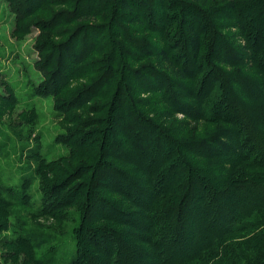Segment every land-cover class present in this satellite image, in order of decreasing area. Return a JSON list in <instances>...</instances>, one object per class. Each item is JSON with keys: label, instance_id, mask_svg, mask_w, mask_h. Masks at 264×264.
Returning a JSON list of instances; mask_svg holds the SVG:
<instances>
[{"label": "rangeland", "instance_id": "374dc122", "mask_svg": "<svg viewBox=\"0 0 264 264\" xmlns=\"http://www.w3.org/2000/svg\"><path fill=\"white\" fill-rule=\"evenodd\" d=\"M115 1L0 0V264H90L87 258L96 255L92 243L98 231L125 229L95 207L99 197L122 211L136 208L106 177L108 169L120 168L144 185L132 131L148 135L156 151L168 152L167 163L178 168L180 187L172 194L178 207L190 183L197 184L198 192L190 190L194 199L210 189L224 190L223 199H228L232 180L264 179L263 167L248 160L237 163L239 157L223 147L214 148L224 154L195 151L200 149L197 143L228 140L232 125L198 117L203 108L193 104L189 86L176 85L187 82L191 88L203 77L207 61L231 78L237 73L257 77L249 68L219 60L249 63L254 33L264 28L262 2L239 0L237 10H231L230 0H162L158 10L163 18L158 19L155 1L129 0L144 19L129 23ZM164 19L172 23L168 37H163V31L169 32ZM190 21L193 29L205 33L201 69L179 78L171 59L161 64L152 53L156 45L185 52L182 37L174 35L180 28L186 33ZM158 73L166 79L159 88ZM168 86L174 98L164 93ZM171 100L189 103L195 111L188 114ZM123 148L131 149L124 157L134 163L117 158ZM184 210L183 215L189 205ZM75 230L83 236L80 246Z\"/></svg>", "mask_w": 264, "mask_h": 264}, {"label": "trees", "instance_id": "16d2710c", "mask_svg": "<svg viewBox=\"0 0 264 264\" xmlns=\"http://www.w3.org/2000/svg\"><path fill=\"white\" fill-rule=\"evenodd\" d=\"M152 1H155L157 5L156 18H163L158 10L161 6L163 7L162 0ZM260 1L264 9V0ZM236 2L239 0L228 1L229 9L237 10ZM115 4L126 14L129 23L144 21L136 14L129 0H116ZM142 13L145 15V11ZM146 18L149 19V17ZM162 22L164 28L169 30L167 33L163 31V37L164 35L168 37L173 30L170 29L172 23L167 25L165 19ZM145 24L153 26L152 20L146 19ZM191 24L190 21V25L186 27V33H183L180 28L174 35L176 38L182 37L185 52L173 53L165 46L156 45L152 53L158 57L161 64H169L172 60L176 64L174 72L179 78L186 77L185 73L194 76L197 70L201 69L198 61L203 41L204 44L206 42L205 33L203 28L193 29ZM263 31L264 28L261 26L254 33L250 47L252 51L249 52L251 60L248 64L229 57L219 60L220 63L226 62L232 66L240 65L246 69L249 68L257 73V77L246 73V78H240L237 73L231 78L220 70V66L207 61L204 64L205 68L202 67L203 77L201 80L199 77L195 83L191 84V88L190 83L176 82L177 86L183 83L188 85V93L191 92L189 96L195 99L193 104L203 108L196 112L198 117L221 120L232 125L225 136L228 140L217 137L214 138L213 145L197 143L196 146L200 149L195 148V151L210 156L215 155L214 151L224 154L225 151L222 153L214 148L223 147L226 151L229 150L227 154L239 157V160L236 159L237 163L248 160L252 165L264 168ZM185 63L189 64L186 66ZM161 75L158 73L160 80L158 78L155 82V86L159 85L158 88L166 82ZM163 91L174 98L175 92L169 86L164 87ZM173 103L188 114L190 110L195 111L189 103ZM138 135L139 132L132 131L130 140L135 147L133 152L134 157L135 155L137 157L135 164L142 170L145 177L144 185L128 176L120 168L108 169L106 176L113 190L120 192L136 208L132 211H122L109 205L103 198L97 197L99 202L95 207L96 211L116 221L118 225L122 223L126 226H123L125 229H112L110 232L106 228L100 229L103 232L98 231V236L93 237L94 243H92V250L96 255L87 258L90 264H205L203 261L205 255L207 256L206 264H264V179L257 180L249 177L242 180L244 182H240L241 179L232 180L228 184L230 186L228 193L232 192L231 199H223V196H226L224 190L214 191L213 189L206 194L204 191L201 194L202 197L198 196L194 199L190 190L198 192L197 184L190 183V187L185 188L189 190V193L178 207V203L172 202L174 190L180 187L176 184L178 168L172 163H167L168 152L162 154L161 151H156L155 143L149 140L148 135L147 137ZM230 140L238 145V150L230 148L231 143L228 142ZM230 150L231 153H229ZM126 152L131 153V149L123 148L117 154V158L134 163L133 160L125 159ZM159 152L164 156L158 158V154L155 153ZM225 181L226 184L230 182L228 178ZM220 201L229 209L223 207ZM188 205L192 213L190 214L189 211L183 215L184 207L187 208ZM90 208L92 206L88 205L87 210L89 211ZM83 214H86V208ZM130 228L131 230L136 228L138 232H133ZM75 233L74 239L80 246L83 236H80L76 230ZM138 243H141V246ZM74 263L77 264V261L75 260Z\"/></svg>", "mask_w": 264, "mask_h": 264}]
</instances>
